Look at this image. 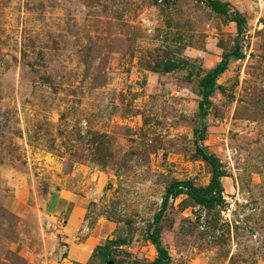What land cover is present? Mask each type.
Instances as JSON below:
<instances>
[{"label": "rangeland", "instance_id": "obj_1", "mask_svg": "<svg viewBox=\"0 0 264 264\" xmlns=\"http://www.w3.org/2000/svg\"><path fill=\"white\" fill-rule=\"evenodd\" d=\"M221 1L241 32L206 0H0V264L153 261L167 188L211 181L198 146L225 200H171V264H264V0Z\"/></svg>", "mask_w": 264, "mask_h": 264}, {"label": "trees", "instance_id": "obj_2", "mask_svg": "<svg viewBox=\"0 0 264 264\" xmlns=\"http://www.w3.org/2000/svg\"><path fill=\"white\" fill-rule=\"evenodd\" d=\"M206 3L216 13L227 15L232 21L237 23L238 30L240 32L242 31L243 24L245 23L244 17H242V15L237 12L231 13L229 11V5L227 2L221 0H206ZM231 56L235 59H239L244 56L239 44H237L236 47L229 54H227L217 66L213 68L209 75L202 79L203 99L200 102V109L203 112L206 106L209 104L208 97L211 95L214 88L213 80L216 76L228 68ZM197 131L198 129L196 132ZM203 136L204 135L202 134L201 137L203 138ZM198 152L203 157V159L212 166L213 174L211 181L209 184L201 186L196 185L191 180L175 181L167 188L163 196L161 208L154 215V219L149 223L147 230L148 239L156 246L158 251L157 258L147 264H171V257L161 240L162 229L160 223L166 214L172 199L177 198L181 194H186L195 203L207 208L215 207L225 200L223 194L224 186L222 182V177L225 175V171L222 169V163L215 154L208 152L203 146H198ZM97 249L99 253L105 258L111 253L109 245H100Z\"/></svg>", "mask_w": 264, "mask_h": 264}, {"label": "crops", "instance_id": "obj_3", "mask_svg": "<svg viewBox=\"0 0 264 264\" xmlns=\"http://www.w3.org/2000/svg\"><path fill=\"white\" fill-rule=\"evenodd\" d=\"M56 203H58L59 211H62L63 213L68 214L69 216L67 218L68 222L71 221L72 223L76 224L77 223L76 221L79 219V209H78V206H76L77 203H75L72 199H66L62 196L57 198ZM73 250H74L73 256H77L79 258L87 254V252L83 250L82 248L76 247Z\"/></svg>", "mask_w": 264, "mask_h": 264}, {"label": "water", "instance_id": "obj_4", "mask_svg": "<svg viewBox=\"0 0 264 264\" xmlns=\"http://www.w3.org/2000/svg\"><path fill=\"white\" fill-rule=\"evenodd\" d=\"M112 262V261H111ZM113 263V262H112Z\"/></svg>", "mask_w": 264, "mask_h": 264}]
</instances>
